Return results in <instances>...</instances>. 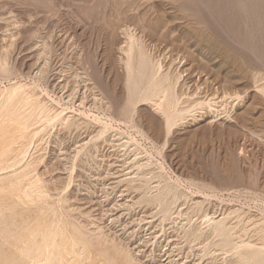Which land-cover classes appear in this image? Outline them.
Returning <instances> with one entry per match:
<instances>
[{
    "label": "rangeland",
    "instance_id": "1",
    "mask_svg": "<svg viewBox=\"0 0 264 264\" xmlns=\"http://www.w3.org/2000/svg\"><path fill=\"white\" fill-rule=\"evenodd\" d=\"M211 1L0 0V233L37 264H264V0Z\"/></svg>",
    "mask_w": 264,
    "mask_h": 264
},
{
    "label": "bare ground",
    "instance_id": "2",
    "mask_svg": "<svg viewBox=\"0 0 264 264\" xmlns=\"http://www.w3.org/2000/svg\"><path fill=\"white\" fill-rule=\"evenodd\" d=\"M143 1V0H142ZM173 1V0H171ZM203 3L207 4L209 7L210 12L214 15V7L215 5L211 0H201ZM243 1V0H242ZM38 2V1H37ZM201 2V3H202ZM40 3V1H39ZM44 3V1H43ZM233 4L232 2H230ZM234 5V4H233ZM62 6V5H61ZM64 7V6H63ZM182 7V6H181ZM218 15V14H217ZM216 15V16H217ZM204 16V15H203ZM229 16V15H228ZM216 20V19H215ZM120 21V20H119ZM218 21V20H217ZM220 21V20H219ZM53 22V21H52ZM222 24V23H221ZM110 27V26H109ZM225 29V28H224ZM227 31V30H226ZM117 34V33H116ZM49 36V35H48ZM42 50V49H41ZM135 51V50H134ZM139 54V53H138ZM143 54V52H142ZM139 56V55H138ZM135 59V58H134ZM132 69V68H131ZM140 69V68H139ZM141 72V71H140ZM132 73V71H131ZM145 80V79H144ZM147 84V83H146ZM156 85V84H155ZM129 86V85H128ZM143 87V86H142ZM145 87V85H144ZM165 88V87H164ZM162 89V88H161ZM16 90V89H15ZM129 90V88H128ZM127 90V92H128ZM150 90V89H149ZM160 90V89H159ZM164 91V90H162ZM126 92V93H127ZM143 92V90L141 91ZM147 92V90H146ZM159 93V91H157ZM148 95V94H147ZM149 97V95H148ZM155 106L157 111L162 115L163 124L166 129V132L169 133L172 127L176 123V118L178 117L177 113V104L176 101L173 99L168 98V96H163L162 93L158 94L157 98L154 99ZM180 102V101H179ZM140 103V102H139ZM125 106V105H124ZM133 111V110H132ZM48 109L44 105H40L38 109V115L41 118L47 117ZM127 112V111H126ZM56 115V114H55ZM140 117V116H139ZM56 119V118H55ZM53 120V119H52ZM128 122V121H126ZM47 124V123H46ZM106 129V128H105ZM104 130V129H103ZM37 135V134H36ZM102 135V134H101ZM33 145V144H32ZM31 145V146H32ZM241 151V150H240ZM77 156V155H76ZM27 158V157H26ZM16 162L12 163L10 166H14ZM5 168V167H4ZM1 168L0 170L4 169ZM41 181V180H40ZM26 191V190H25ZM234 191V190H233ZM206 218V217H205ZM204 220V219H203ZM207 221L213 225V229L218 232L220 235L224 236L226 232H228V228L226 223L223 220L216 221L214 217H209L207 215ZM37 225L27 224L24 227H15L10 228V230H5L4 232L0 233V238L3 239L5 242L9 243L11 239H14V247L15 249L20 252L23 256L31 259L33 261L32 264H37L40 261L42 254L45 250L49 249V244L47 241L40 240L41 232L36 228ZM44 237V236H42ZM226 245H230V240L225 239ZM253 244V243H252ZM48 252V251H46ZM47 254V253H46Z\"/></svg>",
    "mask_w": 264,
    "mask_h": 264
}]
</instances>
